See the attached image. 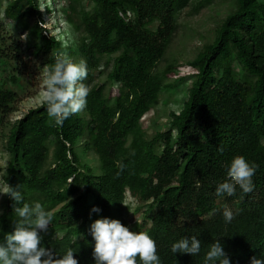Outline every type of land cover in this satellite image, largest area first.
Segmentation results:
<instances>
[{
	"label": "trees",
	"instance_id": "16d2710c",
	"mask_svg": "<svg viewBox=\"0 0 264 264\" xmlns=\"http://www.w3.org/2000/svg\"><path fill=\"white\" fill-rule=\"evenodd\" d=\"M69 1L74 10L80 0ZM192 1L92 0L94 6L82 10L83 27L76 26L83 29L78 49L88 68L86 107L62 126H55L44 102L13 122L2 178L20 188L23 202H40L52 213L41 244L56 256L72 247L78 264H95L89 227L106 216L130 231L147 232L161 264H203L216 241L230 264L264 258V0H236L214 40L190 61L192 83L183 105L170 113L169 127L149 137L142 126L163 89L187 79L169 80L172 66L156 68L175 35L176 12ZM208 1L198 0L196 7ZM42 2L47 13L58 11L53 1L14 0L5 15L29 29L26 49L43 55L50 67L63 44L41 24ZM5 43L0 38V57L15 68L22 62L14 54L21 53V44ZM105 56L112 58L111 69L98 82ZM16 101L14 90L0 87V125ZM88 153L97 168L85 159ZM238 155L256 165L253 190L244 193L237 186L233 196H217L216 186ZM119 163L126 167L117 175ZM13 205L7 194L0 239L14 230ZM94 205L99 213L91 212ZM225 205L235 213L230 223L222 215ZM140 210L137 220L131 211ZM191 235L201 241L199 254L171 251L175 240Z\"/></svg>",
	"mask_w": 264,
	"mask_h": 264
},
{
	"label": "clouds",
	"instance_id": "9594fccd",
	"mask_svg": "<svg viewBox=\"0 0 264 264\" xmlns=\"http://www.w3.org/2000/svg\"><path fill=\"white\" fill-rule=\"evenodd\" d=\"M87 76L86 61L74 62L65 53H57L55 62L43 68V101L55 126H62L69 116L86 107L89 88L83 81ZM117 167L119 175L126 165L119 163ZM255 171L256 165L243 156L233 157L227 168V179L215 188L216 195L233 196L237 186L244 193L252 191ZM0 193L9 194L13 199L16 218L14 230L0 239V264H78L72 247L56 256L41 244V233L47 232L53 219L51 212L40 202H23L20 188L7 184ZM100 211L95 205L91 209L95 213ZM222 215L225 222L230 223L235 213L225 205ZM89 233L94 240L95 264H138L137 257L139 264H161L155 240L147 232L130 231L119 219L97 218L91 222ZM171 251L196 255L201 251V241L196 235L182 236L171 244ZM203 264H230L219 241L210 244ZM250 264H264V258L253 257Z\"/></svg>",
	"mask_w": 264,
	"mask_h": 264
},
{
	"label": "rangeland",
	"instance_id": "374dc122",
	"mask_svg": "<svg viewBox=\"0 0 264 264\" xmlns=\"http://www.w3.org/2000/svg\"><path fill=\"white\" fill-rule=\"evenodd\" d=\"M14 0H0V38L5 44L20 42L21 53L15 52V56H21L22 62L16 65V69L0 57V87L12 89L17 93V101L12 114L0 125V189L7 186L2 178L8 161L9 154L5 149V143L13 122L20 118L29 108L41 105L43 101L44 87L42 84L43 68L48 67L43 55L35 56L26 49L31 36L29 29H25L21 21H13L6 18L5 8ZM55 2L58 11L47 13L44 3H40V9L45 21L42 24L49 35L55 33L62 40L63 53L67 54L74 62H79L81 56L78 43L83 36L81 13L82 10H90L94 3L92 0H80L73 3L75 9L69 6V0H46ZM198 0H193L190 5L176 12V32L172 38L164 58L158 63L156 70L163 72L167 67L172 66L169 80L178 78L181 75L187 77L184 83L174 87L165 88L161 92L158 102L154 108L142 120V126L147 136H152L157 130H166L169 127L170 113L179 110L187 98V92L192 83L191 74L195 69L191 67L192 61L197 53L216 37L217 28L226 16L236 8V0H211L201 8H197ZM71 16V20L66 17ZM31 24L35 18L32 17ZM157 22L153 23L155 26ZM77 25L82 27L77 28ZM13 41V42H12ZM4 44V43H3ZM5 46V45H3ZM112 58L105 56L96 73V81L104 82L106 72L111 69ZM12 76L17 77L13 81ZM117 86V83L114 84ZM83 111V110H81ZM52 150V145H51ZM91 166L97 168L96 157L92 153L85 156ZM52 162V151L47 164ZM6 193H0V213L5 206ZM135 206V205H134ZM135 215L140 219L141 210Z\"/></svg>",
	"mask_w": 264,
	"mask_h": 264
}]
</instances>
